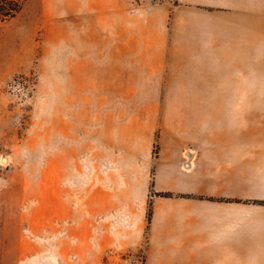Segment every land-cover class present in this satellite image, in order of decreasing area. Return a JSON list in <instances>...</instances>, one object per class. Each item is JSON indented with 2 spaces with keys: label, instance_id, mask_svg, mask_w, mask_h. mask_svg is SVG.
I'll use <instances>...</instances> for the list:
<instances>
[{
  "label": "rangeland",
  "instance_id": "obj_1",
  "mask_svg": "<svg viewBox=\"0 0 264 264\" xmlns=\"http://www.w3.org/2000/svg\"><path fill=\"white\" fill-rule=\"evenodd\" d=\"M162 4L186 9L178 39L195 48L144 89V74L117 60V41L132 40L134 14ZM214 137L264 147V0H25L0 21V264H43L44 248V264H63L59 245L74 243L69 228L85 216L94 235L140 232L146 247L154 200L175 195L157 186L156 170L163 164L174 185L180 170H196L187 150ZM57 186L75 217L53 221ZM95 188L118 206L90 214ZM128 243L106 245L105 258L145 264L144 247Z\"/></svg>",
  "mask_w": 264,
  "mask_h": 264
},
{
  "label": "crops",
  "instance_id": "obj_2",
  "mask_svg": "<svg viewBox=\"0 0 264 264\" xmlns=\"http://www.w3.org/2000/svg\"><path fill=\"white\" fill-rule=\"evenodd\" d=\"M183 12H186L183 6L172 8L162 4L134 14L132 40L117 41V60L131 63L135 74H144L139 78L145 82L142 88L152 90V74L162 72L167 64L184 63L179 59L188 57L189 49L193 48L178 39ZM170 14L176 17L172 40L168 38ZM146 94L152 93L142 95ZM209 140L207 144L212 147H203L197 152L187 150V154L191 151V156L196 157V170H180L179 181L174 185L162 181L168 173L163 164L156 170L157 186L175 195L154 200L152 233L146 247L142 245L144 239L140 232L121 235V232L103 231L94 235L93 222L85 216L69 228V237H75L74 243L71 244L72 237L59 245L60 261L66 264L74 255L78 258L76 264H133L131 257L118 260V254L109 253L106 259L104 254L106 245L128 240L134 251L141 245L144 247L145 264H264V147L247 138ZM179 193L198 197L178 196ZM51 197L53 221L76 216L75 207L59 186L52 190ZM117 206L109 190L95 188L86 195V208L92 215ZM44 214L47 215L46 210ZM104 221L100 226L105 225ZM111 223L114 227L130 225L120 218L110 219ZM43 251L39 260L44 264L50 253L45 248Z\"/></svg>",
  "mask_w": 264,
  "mask_h": 264
},
{
  "label": "trees",
  "instance_id": "obj_3",
  "mask_svg": "<svg viewBox=\"0 0 264 264\" xmlns=\"http://www.w3.org/2000/svg\"><path fill=\"white\" fill-rule=\"evenodd\" d=\"M25 0H0V21H6L17 15Z\"/></svg>",
  "mask_w": 264,
  "mask_h": 264
},
{
  "label": "water",
  "instance_id": "obj_4",
  "mask_svg": "<svg viewBox=\"0 0 264 264\" xmlns=\"http://www.w3.org/2000/svg\"><path fill=\"white\" fill-rule=\"evenodd\" d=\"M189 155H191L192 153L189 151V153H188Z\"/></svg>",
  "mask_w": 264,
  "mask_h": 264
},
{
  "label": "bare ground",
  "instance_id": "obj_5",
  "mask_svg": "<svg viewBox=\"0 0 264 264\" xmlns=\"http://www.w3.org/2000/svg\"><path fill=\"white\" fill-rule=\"evenodd\" d=\"M191 152V151H190ZM189 156H191V155H189ZM5 160H6V158H5ZM189 163V162H188Z\"/></svg>",
  "mask_w": 264,
  "mask_h": 264
}]
</instances>
